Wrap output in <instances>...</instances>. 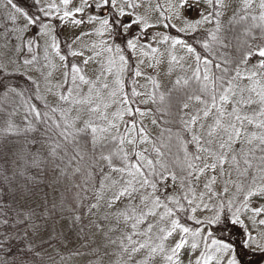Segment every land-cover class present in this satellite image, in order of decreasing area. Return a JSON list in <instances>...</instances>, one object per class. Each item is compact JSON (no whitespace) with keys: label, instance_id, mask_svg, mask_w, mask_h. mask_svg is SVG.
Segmentation results:
<instances>
[{"label":"snow or ice","instance_id":"6c2138e0","mask_svg":"<svg viewBox=\"0 0 264 264\" xmlns=\"http://www.w3.org/2000/svg\"><path fill=\"white\" fill-rule=\"evenodd\" d=\"M207 2L216 10L207 15L201 13V19L195 23H186L185 27L178 31L195 32L200 24L210 23L211 16L221 15L218 9L224 6L223 0H215L214 4L213 0ZM251 2L252 0H243L244 8H249ZM7 3L14 13L22 15L25 21L23 26L19 27L18 16L16 14L9 16V21L14 27L6 29V32L20 34L17 38L21 40V44L15 47V51L19 54L27 47L31 53L35 36H47L51 29L39 16L22 12L13 0H7ZM36 3L38 4L39 0H36ZM61 3L67 6L69 0H61ZM199 3L200 0H196V4ZM109 5L117 9L111 21L100 18L99 15L89 17V22L99 23V27L95 29L98 36L102 37L106 33L120 35L119 28L127 32L132 24L142 23L144 28L154 27L140 17L132 21V24L115 19L116 16L126 15L124 8L118 7L117 0H93V3L82 0V6L76 7L75 12L81 13L85 7H94L99 12ZM127 6L135 7L132 4ZM194 6L190 5L188 0L170 2L168 10L171 15L165 19L171 20L173 17L179 19L182 9ZM259 9V16H253L252 19L254 21L259 19L260 27L264 29V0H260ZM39 11L43 12L44 16L49 15V12L42 8ZM70 16H73V13L65 11L60 19ZM240 19L244 17L241 16ZM71 22L75 25L84 23L83 20L76 19ZM36 25H39L38 32L33 27ZM169 26L168 23L164 24V27ZM171 27L175 25L172 24ZM220 27L217 20L215 30L209 32L211 42H221L218 36ZM30 29L34 31V37L25 43L23 34ZM51 39L49 47L63 62L66 57L60 54L55 37ZM169 39L171 49H175L177 45L181 46L187 53L194 55L197 64L191 77L177 78L175 81L176 86L190 90L185 92L184 98L179 102V130L175 134L168 130L169 142L174 141L176 147V152L172 154L170 160L161 158L165 155L161 151L164 145L157 147L144 127L141 126L139 131L133 134L137 127L134 120L131 130L126 127L124 133L120 132V123L127 125V121H124L125 115L131 117L139 113L143 116L145 113L139 108L133 110L128 107L132 101L127 94L121 95L124 91L121 77L128 68V60L119 46L113 47L104 40L100 41L101 51L114 55L108 57L106 67L101 65L95 79L86 77L83 69L76 64H72L70 69L65 67L64 83L70 86L67 88V94L63 91L57 94V100L69 107H62L61 103L52 107L46 104L45 108L48 110L41 113L37 107L29 105L32 122L24 129H17L9 120L4 132L35 133L40 131V125H44L43 139L37 140L33 137L31 141L32 147L36 148L32 162L34 164L40 162V147L49 143L46 159L53 163L58 160L59 164H56V167L60 169L65 180L72 181L75 188L85 193L88 192L92 178L99 169V187L94 192L97 202L90 204L88 211L97 209L100 201L104 200V193L111 192L110 198L104 202L109 210L114 209L110 213L116 225L113 230L121 231L118 249L120 254L126 257L122 264H157L158 260L162 264H184L185 254L189 264H225V261L226 264H239L233 245L212 238V233L207 232L206 228L218 224L224 215L232 224L244 227L247 233L244 220L241 218L242 210H250L256 216L264 214V207L253 205V200L264 201V47H257L255 52L249 48L242 57L241 63L254 55L260 57L258 66H254L255 70L244 75L237 67L235 75L224 80L222 76L210 75L209 65L212 61L208 58H203L204 70L201 72L202 57L191 44L169 36H164L163 42ZM126 46L135 52L138 43L136 40L128 39ZM203 47L209 49L210 45L205 42ZM150 51L156 54L158 49L151 48ZM69 54L83 55L82 52L71 50ZM100 54L95 53L96 56ZM142 55L147 56L148 53L143 52ZM168 56L170 70L173 65L180 64L183 60V57L177 59L171 50ZM36 59L33 55L31 59H24L23 64H34ZM47 59L45 50V60ZM92 59L93 57H89L84 60V64H88ZM153 59H156L155 56ZM161 62L160 59H156L157 64ZM148 66L154 67L153 64ZM220 67L219 63L215 64V68ZM48 75L51 76V72ZM141 75L142 72L137 67L134 76ZM109 77H114L111 83ZM148 79L154 88H159L154 79L151 77ZM244 80L248 83H242ZM192 81L196 82L194 87L191 85ZM84 86H87V92L83 91ZM59 87L63 88L64 85L61 84ZM51 91L49 89V92ZM131 95L132 97L143 95L155 103L150 93H139L133 88ZM160 100H164L163 95L160 96ZM112 107H115V111L109 112ZM58 111L61 116L53 121L49 112L55 114ZM73 111L76 115L69 118ZM152 123L155 124L156 121L153 120ZM148 143L152 145L155 159L149 158L147 148L139 147ZM128 146H131V151ZM78 177L79 182H76ZM218 184L219 189L216 187ZM120 203H123L122 208L117 207ZM197 212H210L211 216L200 219L195 216ZM181 214L187 220L204 227L186 226L181 222ZM76 218L79 219V216ZM250 219L255 223L254 218ZM259 224L264 226V219L259 220ZM176 236L179 238L175 239ZM169 238H173L174 243L169 244ZM201 242L204 245L203 250H200ZM242 243L246 248L260 247L251 234H248V239ZM195 253L198 255L193 259Z\"/></svg>","mask_w":264,"mask_h":264},{"label":"rangeland","instance_id":"374dc122","mask_svg":"<svg viewBox=\"0 0 264 264\" xmlns=\"http://www.w3.org/2000/svg\"><path fill=\"white\" fill-rule=\"evenodd\" d=\"M170 2H175V0H117L118 7H123L126 15L123 17L116 16L115 19L117 18L118 20H122L125 24H132V21L136 20L137 17H140L143 20H146L148 24L154 25V27L144 28L142 23L132 24V27L127 32H125L123 28L119 30L121 36H113L106 33L101 37L95 33V29L99 27L98 21L89 22V17L99 15L100 18H107L111 21L113 19L114 12H116L117 9H113L109 5L98 12L94 7H85L83 12L76 13L75 8L82 6V0H69V4L67 6L63 5L61 0H39V3L42 5L41 8L44 11L49 12V15L45 16L46 19L43 23L48 25L51 32L47 36H35L31 53H29L27 47H25L21 53L17 54L15 47L21 44V40L17 38L20 34L17 32H6V29L14 27V25H12L9 21V16L16 13H14V10L10 5H8L7 0H0V59L2 68L6 71L20 72L26 77H30L35 83L38 95L51 106H55L57 103H61L57 100V94L61 91L67 94V88L70 86L69 84L64 83L63 73L65 71V67L70 69L72 64H76L83 69L86 77L95 79L96 75L100 71L101 65L106 67L108 57L114 55L113 53L102 52L100 41L104 40L107 44L112 45L113 47L119 46L122 50V54L125 55L128 60V68L121 77L124 82V91L121 95L127 94L132 101L128 107L133 110L139 108L141 112L145 113L143 116L139 113H135L134 116L131 117L125 115L124 121H127V125L121 122L120 132L124 133L126 127L131 130L132 122L134 120L137 127L133 131V134H136L142 126L146 129L151 139L155 141L156 146L159 147L161 124L154 115L156 100L155 103H153L151 99H147V97L143 95L132 97V90L134 88L139 93H150L153 98L156 99L157 97L164 95L170 85L173 84L177 78L183 79L192 75L197 66L194 55L187 53L186 49L179 45H177L175 49H171V39L167 42H163L164 36L181 39L171 34L169 31L170 26L164 27V24H174L175 27L173 28L178 31V29L184 28L186 23H195L196 20L201 19V13L207 15L209 12H214L216 10L213 5H210L207 2V0H200L198 5L196 4V0H188L190 5L195 6L189 9H182L179 19L173 17L171 20H166L165 18L171 15L168 10ZM214 2L215 0H213V4ZM89 3H93V0H89ZM259 3L260 0H252L251 6L245 9L243 0H223L224 6L218 9L221 12V15L219 17L213 15L210 17V23H202L197 26V30L206 31L208 34L209 32L215 30L217 20H219L221 26L220 32L218 33L221 42L213 43L210 41V38L206 41L209 43L210 48H204L205 51H207L208 56L202 57L200 64L201 72L204 70L202 62L203 58H208L212 61V64L209 65L211 70L210 75L214 74L216 70H220L222 68V63L226 59L224 37L229 19L236 12L241 16L250 15L252 17H258L260 12ZM128 4L135 5V7H128ZM52 5H55V7H52ZM21 11L24 12L23 10ZM65 11L72 12L73 16L66 17L61 20L60 17L63 16ZM16 15L18 16L17 26L22 27L25 21L22 15ZM73 19L83 20L84 23L75 25L71 22ZM141 29H143L142 33ZM57 31L67 39V43L64 45L68 47L69 52L70 50L78 51L82 52L83 55L72 56L69 54L70 59L66 58L63 62L60 61L56 53L49 47L52 43V37H55L56 42L61 45V42L56 35ZM190 32V30H186L182 33ZM88 33H90V35H85ZM122 36L124 37L123 40L125 45H122ZM33 37L34 36L30 29L27 33L23 34V41L26 43L29 38ZM128 39L137 41L138 47L135 52L127 48L126 44ZM257 47H264V40L260 41L259 44L256 45L253 52L256 51ZM151 48H157L158 52L156 54H152L150 51ZM45 50H47V60H45ZM170 50L173 55L177 56V59L183 57L180 64L173 65L171 70L168 56V52ZM96 52H100L101 54L96 56ZM143 52H147L148 55H142ZM60 54L65 56L61 50ZM33 55L37 58L36 62L31 65H24L23 60L31 59ZM153 56H155L156 59H160L162 62L157 64L156 59H153ZM89 57H93V59L85 65L84 60ZM260 59V57L254 55L246 61L239 68V70L242 74L247 75L251 70H255L254 66H258ZM116 60L118 65V57H116ZM141 60L143 63H140ZM130 61L133 62L132 72L130 71V76L127 77ZM217 63L221 65L219 69L215 68V64ZM149 64H153L154 67H149ZM53 65L55 67H53ZM137 67H139V70L142 72L140 77L134 76V71ZM113 71L115 72L116 69L114 68ZM49 72H51V76L48 75ZM148 77L154 79L159 85V88H154ZM112 79H114V77H109L110 83ZM242 83L247 84L248 81L244 80ZM61 84L64 85L63 88L59 87ZM49 89L52 91L49 92ZM83 91L87 92V86L83 87ZM14 95L16 96V99L14 98L15 102H19V104L16 103L14 111V108H10L8 112H15V114L2 118V123H7L11 120L14 124L18 119V122H22L27 118V102L21 97L19 89L18 91H14ZM145 100H147L146 103L144 102ZM61 106L65 108L69 107V105L63 103H61ZM196 106L199 107V105ZM108 111H115V107L110 108ZM57 114L60 118L61 114L59 111ZM75 115L76 112L73 111L69 118ZM153 120L156 121L155 124L152 123ZM41 139H43L42 136L37 138V140ZM43 145H45V148L47 147L48 149L50 147L49 143H45ZM128 147L129 151H131V146ZM139 147L140 149L147 148L149 150L147 153L149 158L155 159V153L152 151L151 143L141 144ZM161 158L163 159V157ZM133 162H135L134 158ZM99 181L100 178L96 189L99 187ZM171 183V180H169V184ZM216 187L219 189L220 185L218 184ZM110 196L111 192H105L104 200L100 201L99 207L97 209H93L91 212L88 211L87 224L89 237L86 240H81L79 237H65L63 235V232L66 231V227L63 226L64 222L62 223V226L60 224L58 229L44 226V228L41 229V231L43 230L42 233H40V231L37 233L40 238L48 236H58L60 238L56 242L41 250V253L47 257L42 264H122L126 257H123L118 249L121 231L120 229L113 230L116 228V225L115 220L111 217L110 213L114 211V209L109 210L104 202L109 199ZM96 202L95 197H93L91 204ZM253 205L257 207H264V201L253 200ZM117 207L122 208L123 203L118 204ZM195 216L200 219H205L210 217L211 213L197 212ZM105 217L108 218L106 219ZM250 217L255 219V223L253 222V219H250ZM180 218L181 222L186 226L192 228L204 227L203 225L198 226L193 221L187 220L183 214H181ZM241 218L244 220L247 233L244 227H241L239 224H232L231 220L226 218L224 215H222V219L218 224L213 225H233L235 227V232L240 234L239 231H241V235H238L239 239L241 238L240 241L248 239V234L255 237V243L260 245L259 248H246L243 246V243L242 246L247 249V251H254L258 254L249 257V255L247 256L249 253L245 254V252L242 251L238 252L235 248V255L239 264H264V251L261 250L264 249V226L259 224V220L264 219V214L256 216L255 213L250 210H242ZM223 228L225 229L226 227ZM210 229V227H207L206 231L210 232ZM178 238V236L175 237V239ZM112 241H116V243H112ZM224 241L228 242L226 240ZM210 242L211 241H209V243ZM168 243H174V239L169 238ZM203 248L204 245L203 242H201L200 250H203ZM195 255H198V253L193 254V259ZM185 256L186 258L184 264H189L187 254H185ZM157 264H162V262L158 260Z\"/></svg>","mask_w":264,"mask_h":264},{"label":"trees","instance_id":"16d2710c","mask_svg":"<svg viewBox=\"0 0 264 264\" xmlns=\"http://www.w3.org/2000/svg\"><path fill=\"white\" fill-rule=\"evenodd\" d=\"M13 3L29 15L39 16L42 22L45 21L43 12L39 11L42 5L37 4L36 0H13ZM240 17L241 15L236 12L228 21L224 37L226 59L222 63V68L214 73L215 76H222L224 80L233 76L237 67L240 68L245 63H241V60L249 48L253 51L256 45L264 40V29L260 27L259 19L254 21L250 15L243 16L242 20ZM33 27L38 32L39 25ZM169 31L191 44L201 57L208 56L203 47V43L209 39L206 31L182 33L171 25ZM31 33L34 36L33 30ZM56 35L61 42L60 50L70 59L69 49L64 45L67 39L58 31ZM123 39L122 36V45H125ZM132 65L133 62L130 61L127 77L130 76V71L132 72ZM195 83L192 81L191 85L194 87ZM10 89L14 91L19 89L21 97L28 104L25 121L18 122V119L14 123L17 129H24L32 122L29 105L37 107L41 113L48 110L45 108L46 104L52 107L38 95L33 80L20 72L6 71L2 68L0 59V264H42L47 257L41 250L60 238L58 236L40 238L37 233L39 231L42 233L41 229L44 226L58 229L64 222L65 237L88 239V206L100 178L99 169L92 178L88 192L85 193L75 188L72 181L65 180L60 169L56 167V164H59L58 160L53 163L46 159L49 149L45 148V145L40 147V162L34 164L32 160L36 148L32 147L31 141L33 137L37 139L42 136L44 125H40V131L35 133L4 132L7 123H2L1 119L15 114L8 111L10 108H14V111L16 103L19 104L15 102L16 96ZM189 90L176 86L174 82L163 95V101L160 97L155 99L154 115L161 124L159 147L161 144L164 145L161 151L165 154L163 156L165 160H170L172 154L176 152L174 141L169 142L168 130L170 129L172 134L179 130V102ZM49 115L53 121L59 119L57 113L49 112ZM79 179L78 177L76 182H79ZM210 228L212 238L230 242L238 252L249 253L247 254L249 257L258 254L243 248L242 240L240 241L241 238L238 236L241 235V231L240 234L235 232L233 225H211Z\"/></svg>","mask_w":264,"mask_h":264}]
</instances>
